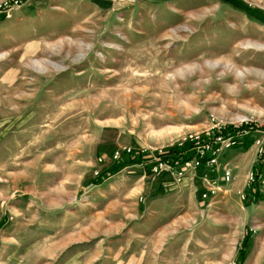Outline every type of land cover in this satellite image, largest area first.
<instances>
[{
    "label": "rangeland",
    "instance_id": "1",
    "mask_svg": "<svg viewBox=\"0 0 264 264\" xmlns=\"http://www.w3.org/2000/svg\"><path fill=\"white\" fill-rule=\"evenodd\" d=\"M242 124L264 127V0H0V264H264V132L149 172Z\"/></svg>",
    "mask_w": 264,
    "mask_h": 264
},
{
    "label": "built area",
    "instance_id": "2",
    "mask_svg": "<svg viewBox=\"0 0 264 264\" xmlns=\"http://www.w3.org/2000/svg\"><path fill=\"white\" fill-rule=\"evenodd\" d=\"M222 130V129H218ZM236 140H232L231 138H225L222 135H211L209 133L203 135H190L178 146H182L185 144H190L192 146L191 152L192 156L189 161H183V157L185 153L181 154V167H188L191 164L192 168L196 169L198 167H206L211 168L216 165V160L218 158L220 149L226 145L229 147L230 145H235ZM262 149V148H261ZM261 151V150H260ZM130 150H125V154H129ZM163 152L160 151L156 157H153L150 161L149 172L152 176L162 177L170 172V165L168 161H164L162 159ZM120 158V154L118 152L114 153L113 160H118ZM172 184L180 185L184 178V173L177 172L171 173ZM224 179L226 182L230 181V174H224Z\"/></svg>",
    "mask_w": 264,
    "mask_h": 264
},
{
    "label": "trees",
    "instance_id": "3",
    "mask_svg": "<svg viewBox=\"0 0 264 264\" xmlns=\"http://www.w3.org/2000/svg\"><path fill=\"white\" fill-rule=\"evenodd\" d=\"M221 1H225V0H221ZM239 129L236 130L235 128L228 127V128L222 129V130H215L213 132V134L214 135H222L223 137L228 138L231 135L237 136V132L238 131H242V133H240V134H243V133H251V132H254V131H258V130L261 131V132H264V127L263 128H260V129H257L252 124H242ZM252 144L253 143H252L251 140H246V138H245V139L242 140V142H240L239 145L236 144V146H234V147L239 148L241 146V149L248 150L251 147ZM191 148H192V146L190 144H185V145H182V146H177L176 148H171V149H168L167 151H165L162 154L161 157H162V159L164 161H166L169 158L170 159L172 158V159H174L175 162L178 161V162L181 163V161H182L181 159L182 158L180 156H181V154L185 153V156L183 157V161H189L191 159V156L186 157V154L189 153L188 151H190ZM263 161H264V144H263V147H262L261 151L258 154V162L263 164ZM261 165H255V166H253L252 174H253V176L255 178H258L259 169H260Z\"/></svg>",
    "mask_w": 264,
    "mask_h": 264
}]
</instances>
